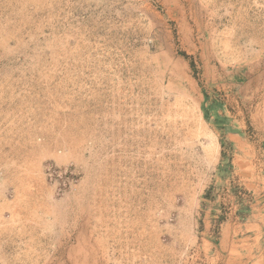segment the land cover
Listing matches in <instances>:
<instances>
[{
  "label": "rangeland",
  "instance_id": "rangeland-1",
  "mask_svg": "<svg viewBox=\"0 0 264 264\" xmlns=\"http://www.w3.org/2000/svg\"><path fill=\"white\" fill-rule=\"evenodd\" d=\"M0 264H264V0H0Z\"/></svg>",
  "mask_w": 264,
  "mask_h": 264
}]
</instances>
